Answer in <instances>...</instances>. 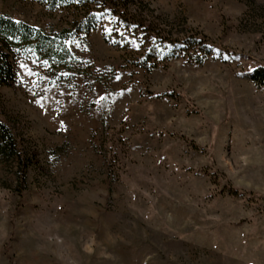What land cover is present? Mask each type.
Returning a JSON list of instances; mask_svg holds the SVG:
<instances>
[{"label":"rangeland","instance_id":"1","mask_svg":"<svg viewBox=\"0 0 264 264\" xmlns=\"http://www.w3.org/2000/svg\"><path fill=\"white\" fill-rule=\"evenodd\" d=\"M143 6L163 42L196 44L147 71L104 15L66 40L71 70L22 56L0 85L28 161L0 157V264H264V0ZM0 14L72 21L36 0Z\"/></svg>","mask_w":264,"mask_h":264},{"label":"trees","instance_id":"2","mask_svg":"<svg viewBox=\"0 0 264 264\" xmlns=\"http://www.w3.org/2000/svg\"><path fill=\"white\" fill-rule=\"evenodd\" d=\"M36 1L51 11L66 9L71 13L72 21L68 28H63L58 33H48L26 22L0 14V85L15 80V60L22 56L38 57L53 69L71 70L77 59L69 50L66 40L72 34H88L104 15L110 16V32L118 37L117 40L114 38L113 43L131 48L135 54L133 66L147 71L158 66L159 57L169 60L176 56L177 52L180 55L185 45L192 48L191 44H196V40L192 41L189 38L172 46L163 42L151 23L146 25L139 18L144 0ZM129 4L135 5L133 13L129 10ZM93 5L98 7L93 8L95 7ZM99 11H102L100 16L97 14L100 13ZM108 35L107 41L112 40L113 35L111 33ZM152 59L154 62H150ZM196 59L200 60V58ZM250 78L255 84L264 85V67L256 68ZM0 157L15 160L19 168L25 169L28 165L27 156L19 147L16 137L2 122H0ZM231 192L236 193L233 190Z\"/></svg>","mask_w":264,"mask_h":264},{"label":"snow or ice","instance_id":"3","mask_svg":"<svg viewBox=\"0 0 264 264\" xmlns=\"http://www.w3.org/2000/svg\"><path fill=\"white\" fill-rule=\"evenodd\" d=\"M108 31H111V29H108ZM22 67H24V65H22Z\"/></svg>","mask_w":264,"mask_h":264}]
</instances>
